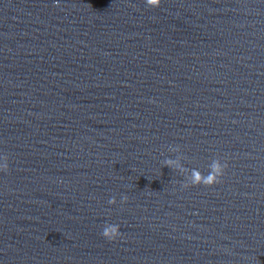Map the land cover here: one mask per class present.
<instances>
[{"label":"water","instance_id":"water-1","mask_svg":"<svg viewBox=\"0 0 264 264\" xmlns=\"http://www.w3.org/2000/svg\"><path fill=\"white\" fill-rule=\"evenodd\" d=\"M0 264H264V0H0Z\"/></svg>","mask_w":264,"mask_h":264},{"label":"clouds","instance_id":"clouds-1","mask_svg":"<svg viewBox=\"0 0 264 264\" xmlns=\"http://www.w3.org/2000/svg\"><path fill=\"white\" fill-rule=\"evenodd\" d=\"M145 2L148 6L156 7V6H158L160 0H145ZM209 181H212L211 176L208 177V180L205 181V183L208 184ZM119 235H120V233L118 232L116 227L107 228L102 233V236L109 241L116 239Z\"/></svg>","mask_w":264,"mask_h":264}]
</instances>
